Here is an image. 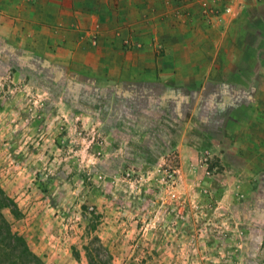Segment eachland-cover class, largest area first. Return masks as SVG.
<instances>
[{
  "label": "rangeland",
  "instance_id": "1",
  "mask_svg": "<svg viewBox=\"0 0 264 264\" xmlns=\"http://www.w3.org/2000/svg\"><path fill=\"white\" fill-rule=\"evenodd\" d=\"M95 64L68 86L28 64L0 75V188L21 217L2 213L37 264H264V183L244 187L207 148L159 156L144 132H103Z\"/></svg>",
  "mask_w": 264,
  "mask_h": 264
},
{
  "label": "crops",
  "instance_id": "2",
  "mask_svg": "<svg viewBox=\"0 0 264 264\" xmlns=\"http://www.w3.org/2000/svg\"><path fill=\"white\" fill-rule=\"evenodd\" d=\"M194 1L0 0V75L32 66L54 86L81 83L95 64L85 44L97 35L100 82L87 103L103 132L126 142L144 132L159 156L207 148L220 170L259 185L264 32L252 30L264 31V0H243L211 23Z\"/></svg>",
  "mask_w": 264,
  "mask_h": 264
},
{
  "label": "trees",
  "instance_id": "3",
  "mask_svg": "<svg viewBox=\"0 0 264 264\" xmlns=\"http://www.w3.org/2000/svg\"><path fill=\"white\" fill-rule=\"evenodd\" d=\"M41 191L45 192L43 188ZM3 210H8L14 220L21 217L16 204L0 188V264H29L34 261V264H37L24 238L14 231L11 223L4 218Z\"/></svg>",
  "mask_w": 264,
  "mask_h": 264
},
{
  "label": "built area",
  "instance_id": "4",
  "mask_svg": "<svg viewBox=\"0 0 264 264\" xmlns=\"http://www.w3.org/2000/svg\"><path fill=\"white\" fill-rule=\"evenodd\" d=\"M243 0H195L199 9V16L206 20L207 23L219 18L223 14L230 16L241 8ZM206 160V158L204 159ZM174 197V195H171Z\"/></svg>",
  "mask_w": 264,
  "mask_h": 264
}]
</instances>
